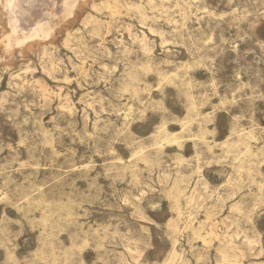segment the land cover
<instances>
[{
	"label": "rangeland",
	"instance_id": "1",
	"mask_svg": "<svg viewBox=\"0 0 264 264\" xmlns=\"http://www.w3.org/2000/svg\"><path fill=\"white\" fill-rule=\"evenodd\" d=\"M0 264H264V0H0Z\"/></svg>",
	"mask_w": 264,
	"mask_h": 264
},
{
	"label": "bare ground",
	"instance_id": "2",
	"mask_svg": "<svg viewBox=\"0 0 264 264\" xmlns=\"http://www.w3.org/2000/svg\"><path fill=\"white\" fill-rule=\"evenodd\" d=\"M143 9V8H142ZM43 36V38H45V36H46V34H43L42 35ZM39 36L36 34V33H34L33 35H31V36H26V35H21V36H14V35H11V34H9L8 35V38L11 40L10 41V43H11V45H14V44H16V43H18V42H25V41H28V40H31V39H35V38H38ZM105 49V48H104ZM101 53V52H100ZM102 79V78H101ZM65 102V101H64ZM23 121V120H22ZM164 129V128H163ZM23 134V133H22ZM96 153V152H95ZM142 192V191H141ZM143 216V215H142ZM175 244V243H174ZM189 252V251H188ZM119 253V252H118ZM191 255V254H190ZM235 256V255H234ZM195 262V261H194Z\"/></svg>",
	"mask_w": 264,
	"mask_h": 264
}]
</instances>
